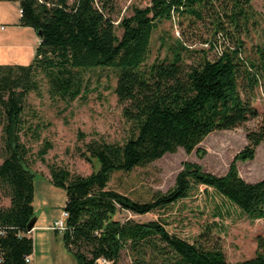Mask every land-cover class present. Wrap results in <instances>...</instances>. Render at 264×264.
<instances>
[{
    "label": "trees",
    "instance_id": "obj_1",
    "mask_svg": "<svg viewBox=\"0 0 264 264\" xmlns=\"http://www.w3.org/2000/svg\"><path fill=\"white\" fill-rule=\"evenodd\" d=\"M254 0H150L145 8H132V15L115 24L117 0H19L18 26L34 31L39 42L26 65H0V191L8 206L0 207L1 264H26L33 241L26 226L34 217V178L30 150L21 142L25 128L26 96L37 89L42 75L48 93L61 101L76 99L82 89L81 74L95 69L118 70L114 94L129 125L122 144L92 143L88 152L97 163L89 176L71 175L53 168L50 182L65 191V231L59 234L64 248L77 264H119L126 251L131 264H230L222 245L213 235L215 221L200 223L209 210L211 218L264 219V180L248 183L238 175L237 162L253 160L264 144V114L254 110L242 96L246 88L259 86L258 71L240 57L242 42L229 44L232 29L247 27ZM174 15L203 21L209 17L217 57L206 56L186 64L180 40L170 48L172 57L147 64L153 31ZM121 29L119 38L116 30ZM253 69V70H252ZM246 84L242 85L241 80ZM264 94V85L261 87ZM260 118V119H259ZM259 119L256 129L245 134L246 146L233 158L227 173L217 177L196 164L184 163L167 192L142 199L129 192L126 177L178 149L190 154L211 133L234 131ZM48 146L38 153L42 158ZM121 191L111 189L110 182ZM122 187V186H121ZM201 199L196 221L182 216L187 202ZM178 210L177 226H188V236L169 228L165 220L121 222L122 211L136 215ZM196 212V213H197ZM195 229V230H194ZM195 231V232H193ZM235 264H264V237H257L253 258Z\"/></svg>",
    "mask_w": 264,
    "mask_h": 264
},
{
    "label": "rangeland",
    "instance_id": "obj_2",
    "mask_svg": "<svg viewBox=\"0 0 264 264\" xmlns=\"http://www.w3.org/2000/svg\"><path fill=\"white\" fill-rule=\"evenodd\" d=\"M149 3L150 0H117L115 24L122 18L130 17L132 8H145ZM10 4L15 6L13 3ZM251 7L253 16L247 27L238 34L228 29L231 34L228 41L231 46H235L236 39L239 38L242 42L240 57L243 62L247 67L253 64L254 67L261 68V62L264 61V0H254ZM210 23L209 17L203 21H197L193 17L181 15H174L172 20L160 22L151 36L147 64L150 65L154 61H162L165 58L170 59L172 51L169 49L176 46L177 40H180L187 49L182 52V58L186 64H194L202 56H206L208 60L216 59L217 50L220 51L219 45L213 49L208 44H204V41H212L213 38V26ZM13 28L6 26L5 31L0 32V41ZM116 34L120 38L122 30L117 29ZM22 37L26 41H23ZM15 40L17 42L20 40L19 42L24 44L27 50L28 46L31 48L34 38L32 40L30 36H21L19 39H10L8 44H16ZM7 52L10 56L12 55L9 51ZM0 58H2L1 53ZM117 73L118 70L115 69L83 72L81 93L70 102L50 96L46 79L38 75L35 78L37 89L26 96L22 117L25 128L30 130L21 135V142L30 150V169L35 174L32 206L36 223L34 230L28 235L33 241V250L37 252V264H77L64 248L61 236L51 229L54 222L61 219L65 222L63 210L66 201L65 191L50 182L51 170L65 169L71 175L89 176L94 169L98 168L88 152L89 145L102 142L122 145L128 139L129 125L122 117V107L114 94ZM258 79L259 86L252 90L246 88L245 92L242 91V96L248 100L254 110L263 115L264 94L261 88L264 85L263 69H259ZM241 83L245 85L246 81L243 79ZM259 119L250 120L234 131L209 134L190 154L178 149L173 154L164 155L146 168L136 169L125 178L129 185V192L142 199H147L151 193L167 192L173 187L175 177L182 170L184 163L196 164L204 172L217 177L224 176L233 158L246 146V132L256 129ZM45 145L49 148L45 155L39 158L38 153ZM2 157L0 144V163ZM236 169L245 182L255 183L264 180V144L257 147L253 160L237 162ZM114 181L115 179L110 182L109 187L121 191L123 184L118 186ZM197 199L191 203L187 202L186 208L181 209V215L186 216V221L190 219L198 222L196 221L198 210L197 213L194 212L196 210L194 207L202 209L203 202ZM8 203V199L0 191V207H6ZM193 208L195 210L191 212ZM177 212L178 210L173 209L167 213L136 215L122 211L115 216V219L121 222L131 220L139 223L165 220L171 223L169 228L181 231L182 235L188 236L190 228L178 227L177 222L173 221L179 217ZM209 213L207 210L202 216L199 215V221L205 220L200 223H207V221L217 223L213 235L222 245L226 262L235 264L253 258L257 237H264V219L220 221L217 218H211ZM36 230L38 231L34 233ZM119 264H131L126 251L121 253Z\"/></svg>",
    "mask_w": 264,
    "mask_h": 264
},
{
    "label": "crops",
    "instance_id": "obj_3",
    "mask_svg": "<svg viewBox=\"0 0 264 264\" xmlns=\"http://www.w3.org/2000/svg\"><path fill=\"white\" fill-rule=\"evenodd\" d=\"M10 3L15 4V6L11 5ZM14 9H16V12H14ZM18 11H19L18 2L9 1L8 3V1L0 0V24L5 25V26L14 27L3 37V40L0 41V53L2 54V58H0V65L26 66L31 62V60L34 57L35 49L38 45L39 40L33 30L18 26V22L20 19V14ZM17 28H20V29H17ZM21 36H27V37L30 36V38L32 37V40L34 38L31 48H29L28 46V49L26 50V46L19 42L21 39L18 40V42L15 40L16 44H13V43H11L10 45L8 44L10 39L12 40L16 38L19 39V37ZM22 38L24 39V37ZM23 41H26V40L24 39ZM12 48H15V49H12ZM7 51H9L12 55L10 56V54H8ZM13 51L15 52L13 53ZM25 53H26V56H25ZM33 230L34 229H32V231ZM37 231L38 230L34 231V233H36ZM36 258H37V252L33 250L32 255H31V260H32L31 264H37Z\"/></svg>",
    "mask_w": 264,
    "mask_h": 264
},
{
    "label": "built area",
    "instance_id": "obj_4",
    "mask_svg": "<svg viewBox=\"0 0 264 264\" xmlns=\"http://www.w3.org/2000/svg\"><path fill=\"white\" fill-rule=\"evenodd\" d=\"M8 1L19 2V0H8ZM18 12H19V14H21L20 8H19ZM5 29H6V26L0 24V32L5 31ZM66 217H67V214L64 212L63 213V218L66 219ZM65 226L66 225H65L64 220L61 219L60 221L54 222L53 227L51 229L53 231H57L59 234H62L63 231H65ZM2 234H3V232L0 230V235H2ZM31 261H32L31 260V256H27V257L24 258V262L26 264H31ZM1 263H2V260L0 259V264ZM99 264H109V263H107L106 261L101 260V261H99Z\"/></svg>",
    "mask_w": 264,
    "mask_h": 264
},
{
    "label": "water",
    "instance_id": "obj_5",
    "mask_svg": "<svg viewBox=\"0 0 264 264\" xmlns=\"http://www.w3.org/2000/svg\"><path fill=\"white\" fill-rule=\"evenodd\" d=\"M35 223H36V218L33 217V218L29 221V223L27 224V226H26V231H27V233H30V232L32 231V229L34 228Z\"/></svg>",
    "mask_w": 264,
    "mask_h": 264
}]
</instances>
